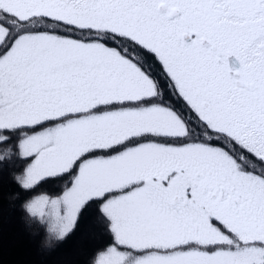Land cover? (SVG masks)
<instances>
[{
    "label": "snow or ice",
    "instance_id": "snow-or-ice-1",
    "mask_svg": "<svg viewBox=\"0 0 264 264\" xmlns=\"http://www.w3.org/2000/svg\"><path fill=\"white\" fill-rule=\"evenodd\" d=\"M5 169L42 251L264 264V0H0Z\"/></svg>",
    "mask_w": 264,
    "mask_h": 264
},
{
    "label": "trees",
    "instance_id": "trees-1",
    "mask_svg": "<svg viewBox=\"0 0 264 264\" xmlns=\"http://www.w3.org/2000/svg\"><path fill=\"white\" fill-rule=\"evenodd\" d=\"M0 183V264H88L92 250L100 243L95 235V214L89 210L76 231L52 251H42L43 234L33 235L26 229L22 212L10 207L9 194L18 189L10 182L8 173ZM51 184H41L36 192L54 194Z\"/></svg>",
    "mask_w": 264,
    "mask_h": 264
},
{
    "label": "rangeland",
    "instance_id": "rangeland-1",
    "mask_svg": "<svg viewBox=\"0 0 264 264\" xmlns=\"http://www.w3.org/2000/svg\"><path fill=\"white\" fill-rule=\"evenodd\" d=\"M8 172H7V169H5L4 171H3V174L2 175H6ZM41 233L43 234V241H42V245H43V242H44V239H45V235H44V233H43V231H41ZM35 236H37V235H35Z\"/></svg>",
    "mask_w": 264,
    "mask_h": 264
}]
</instances>
